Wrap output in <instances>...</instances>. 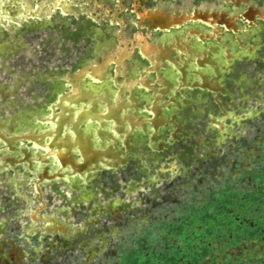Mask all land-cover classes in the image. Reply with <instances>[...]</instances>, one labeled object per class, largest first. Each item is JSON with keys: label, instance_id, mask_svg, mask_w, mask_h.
I'll return each instance as SVG.
<instances>
[{"label": "flooded vegetation", "instance_id": "1", "mask_svg": "<svg viewBox=\"0 0 264 264\" xmlns=\"http://www.w3.org/2000/svg\"><path fill=\"white\" fill-rule=\"evenodd\" d=\"M38 54L45 71L26 72L7 62L28 55L35 68ZM1 69H18L12 82L0 81V171L14 169L10 180L17 190L30 177L34 190H40L39 182L49 184L63 197L71 194L83 208L89 201L92 208L102 190L95 182L100 174L113 177L132 167L136 178L125 181V187L140 183L150 188L146 199L157 205V188L166 182L160 178L163 168L169 172L172 163L180 162L184 170L203 148L205 159L196 160L211 174L219 161L206 149L227 139L234 140L236 155L243 146L257 147L258 138L231 136L229 122L241 130V123L264 114L254 101L246 106L261 97L256 91L264 87V0H0ZM22 81L29 84L23 94L34 103L16 106L23 98ZM53 104L63 108L56 110L61 113L56 119L64 121L62 134L81 140L85 155L98 160L92 174H68L66 168L59 170L55 156V167L40 157L45 150L31 138L58 126L51 121L43 125ZM84 116L101 121L86 125ZM60 149L65 152L64 145ZM16 166H23L22 179L16 177ZM189 196L187 207L197 202ZM107 206L111 215L119 209L112 202ZM97 220L86 218L78 235L84 238L89 224L94 231ZM148 231L156 240L152 252L160 257L156 221L132 233L126 240L135 246L125 252ZM124 253L113 264H120Z\"/></svg>", "mask_w": 264, "mask_h": 264}, {"label": "rangeland", "instance_id": "2", "mask_svg": "<svg viewBox=\"0 0 264 264\" xmlns=\"http://www.w3.org/2000/svg\"><path fill=\"white\" fill-rule=\"evenodd\" d=\"M32 44L34 45V42ZM28 52L25 51L24 53ZM16 60L17 63L11 60L7 62H10L12 66H19L26 72L45 71L42 64L43 56L39 54L34 58L37 63L35 68L28 62V55L23 59L24 61H22V58ZM18 69L15 73H10L7 69H1L0 81L2 83L12 82L17 77ZM28 85L27 81L21 82L20 90L23 98L16 100V106H19L20 103L24 105L34 103L33 97L23 94ZM35 86L37 87V85ZM256 92L261 97L256 100H249L246 106H251L254 101L256 106H260L259 111H262L264 110V87H260ZM41 100L40 97L37 99L39 102ZM5 110L6 115L9 112L7 108ZM1 116H3V113H1ZM229 126H231L229 129L231 136H242L241 139L251 142L253 139L258 138L257 143L254 142L257 147L250 149L242 145L243 147L236 155L234 154L236 152L235 142H232L234 140L227 139L226 144L220 145L218 148L213 146L210 150L206 149L208 152L212 151L219 161L217 165L211 167V174L204 171L208 167L206 164L196 160L197 157L205 159L203 148L200 149L201 151L195 152L197 154L193 158L195 163L187 164L184 170L181 169L183 164L180 162L172 163V166L168 169L169 172L163 168L160 178L166 179V182H160V187L157 188L160 190V204L157 205H153V202L146 199L149 193L151 195L152 190L150 188L145 189L141 187L140 183H136V185L129 183V187H125V181L136 178L132 167L129 171L123 169L120 173L114 174L113 177L100 174L99 179L95 182L102 190H98L97 196L92 199V204H90L92 208H89V201L83 208L72 200L71 194L63 197L56 193L52 185L45 186L42 182L40 183L43 185V195L40 197L38 191L34 190V183L30 181V177H27L24 181L22 180L18 189L20 195H18L17 187L14 185L15 181H10L15 171L6 168L0 171V206L2 207L0 209V219L5 220V236L7 239H15L18 233L22 234L23 232L24 234L26 225L32 224V221H34L26 211L35 208L38 209V213L53 216L61 220L65 226L70 227L68 233L59 231L51 233L50 231L45 234L46 238L44 239H42L44 232L38 233V237L45 248L42 249L43 247H41L37 250V256L45 255L48 259L42 260L43 257H41V261L35 264H113L120 261V253H124L128 246H135V242L131 245V240L126 239L132 233H137L144 227L149 228L154 221L160 225L162 238H168L167 248L176 244L178 247L194 250L201 245V242L195 238V242L191 246L187 243L182 244L183 242L176 235L178 225L181 224V221H188V224L192 227L190 232H187L190 237V234L202 229L206 222H209L214 225L213 232L208 238L210 252L203 256L199 262L188 264H264V231H261V234H263L261 238L249 239L246 235L247 233L250 234L247 227H236L238 235L243 238L237 245L232 246L229 242V236L233 233L231 227L234 226V223H230V219L229 221L225 220L227 215L242 216L243 221L252 226L259 218H263L264 226V205L262 204L264 200V174L262 183L256 178L257 175L264 172V114L254 118L253 122L247 121L244 125L241 123V130L236 129L233 122H229ZM241 139L238 141H242ZM237 159L243 171L241 169L236 170L235 162ZM16 167L19 172L16 177L22 179L18 175L22 174L23 166ZM242 173L244 174L243 177H241ZM228 177H231V179L225 183L224 180ZM145 178L149 177L145 176ZM217 178L222 182L217 183ZM144 179H141L140 182ZM44 182L46 181L44 180ZM226 186L231 187V189L224 193ZM59 187L62 188L63 185L59 184ZM99 187L96 188L99 189ZM141 189H143V192H140ZM213 190L221 191V193H218V197L221 198L214 201ZM190 193L197 198V205L192 209L184 204V200L190 199ZM247 193L250 194V197H247ZM111 202L116 205L113 206L114 208H119L116 211V217L113 216L115 212L111 215L109 210H106L107 205ZM128 203H130L129 208ZM201 203H209L208 214H204L205 209L204 206H200ZM30 204L33 208H30ZM93 208H96L94 213L92 212ZM185 212H188L187 218ZM202 215H207V219L203 220ZM91 217L99 220L93 225L95 230L91 231L92 225L89 224L88 230L83 236L85 239L90 237V241H82L81 239L84 238L78 235L80 233L77 227L82 225L86 218ZM34 228H36V225ZM78 236L81 239L76 238ZM125 242L126 244H123ZM161 244L162 242L158 241L156 246L160 247ZM25 245L30 247L28 242ZM236 255H241V258L235 259ZM31 261L30 257L26 260V263L33 264ZM161 261H163V258ZM179 261H181V258Z\"/></svg>", "mask_w": 264, "mask_h": 264}, {"label": "trees", "instance_id": "3", "mask_svg": "<svg viewBox=\"0 0 264 264\" xmlns=\"http://www.w3.org/2000/svg\"><path fill=\"white\" fill-rule=\"evenodd\" d=\"M261 175H257V180H259L260 183L263 182V174L264 172L260 173ZM260 176V177H259ZM230 190L231 187L227 186L224 189V193ZM262 189V187H261ZM223 192V190H222ZM218 193H221V191L217 190L214 191V201L217 200ZM230 193V192H229ZM247 197H250V194H246ZM254 196V195H253ZM212 203V202H211ZM214 203V202H213ZM262 204L264 205V200L262 201ZM197 205V202L195 201L193 204H190L191 209ZM200 205V204H198ZM200 206H204L205 212L204 214H208L209 210V203L203 204L201 203ZM189 207V208H190ZM190 211V210H189ZM186 213V218L188 215V212ZM203 220L207 219V215H202ZM262 217V215H260ZM230 219V221H229ZM216 221V218L214 219ZM225 220H228L230 223H234V226L231 227V231L233 232L229 236V242L232 246L237 245L239 242H241L242 238L240 235H238V232L236 231V227L244 228L247 227L250 234L247 233V237L249 239L254 238H261L263 234H261V231H264L263 226V218H259L257 222H255V225L252 224L250 226L249 223H246L243 221L242 216L235 217L232 215H227ZM225 222V221H224ZM181 224L178 225V228L176 229V235L180 238V240L183 242L182 244H190L191 246L193 242H195V238L198 239V241L201 242V245L197 249H186L182 247H178V245H170V248L166 247V242L168 238H162V234L160 233V241L162 244L160 245V257L157 254V252L153 253L152 247H154V243L156 240L152 238V231L146 232L143 236L139 237V239L136 242V247L133 249L128 250L125 252L121 258L122 262L120 264H188V263H197L201 260V258L205 255H207L210 252V243H209V236L213 232V223L206 222V224L202 227V229L194 231L193 234L189 235L187 232H190L191 225L187 222L181 221ZM172 227L170 228V230ZM252 230L253 232H251ZM192 242V243H191ZM163 258V261L161 259ZM181 258V261H179ZM241 255H236L235 259H240ZM264 261V260H263Z\"/></svg>", "mask_w": 264, "mask_h": 264}, {"label": "water", "instance_id": "4", "mask_svg": "<svg viewBox=\"0 0 264 264\" xmlns=\"http://www.w3.org/2000/svg\"><path fill=\"white\" fill-rule=\"evenodd\" d=\"M76 105L78 106L80 105L79 101H76ZM57 109H60V111L63 110L61 104L58 105L53 104L50 106L52 115L51 117L44 120L45 122L43 123V125L46 126V122L51 121L58 123L57 124L58 126L51 130L45 131V133H42V135L40 134L39 136L32 137L31 139L33 140L35 138L34 140L35 142H37L35 143V145L46 148L50 150L52 153H54L53 156H56L57 161H59L60 164L58 168H60L61 171L63 170V168H66V172H68V174L71 173L74 174L75 176L77 175L83 176L85 172L89 173V175L92 174V172L96 171L97 168L100 166L98 165V160L96 158L90 159L85 155V150L83 149L84 143L81 142V140L78 141L77 138L75 137L72 136L67 137V135L62 134L63 133L62 126L64 124V121L62 122L61 120L56 119L57 115L61 116V113L56 111ZM94 120L101 121L100 118L94 119V117L92 116H84L81 119L82 123L86 125L92 124ZM61 136L63 139L60 138ZM23 140L25 141V139ZM63 145L65 152L60 149L62 148ZM42 153L39 154L40 157L46 156V160L50 162L52 167L53 166L55 167L56 159L53 156H49L48 151H42ZM62 172L57 174H62Z\"/></svg>", "mask_w": 264, "mask_h": 264}, {"label": "crops", "instance_id": "5", "mask_svg": "<svg viewBox=\"0 0 264 264\" xmlns=\"http://www.w3.org/2000/svg\"><path fill=\"white\" fill-rule=\"evenodd\" d=\"M238 164L235 167L236 170L240 169L241 167ZM20 185H18V189L20 188ZM42 186L43 185H40V190L37 188L35 189V191H38L40 197H42L43 195ZM17 194L20 195L19 190ZM41 202L42 204H44L43 201ZM1 208L2 207L0 206V209ZM30 208H33L31 204ZM37 210L38 209L33 208L30 209V211H26V213L30 214L32 220L34 221H32V224L26 225L24 234L23 232L22 234L18 233L15 239L6 238L5 220L0 219V264H27L26 260L30 257L32 260L31 262H33V264L41 261V257H43L42 260H45L47 258L45 257V255L37 256V250H39L41 247H43L42 249L45 248L42 245L40 238L38 237V233L44 232V234L42 235V239H44L46 238L45 234L50 231L51 233L53 231H59L64 233H68L70 231V227L65 226L61 220H58L48 214H40ZM2 221L3 223H1ZM42 221L45 222L42 223ZM35 225L36 228H34ZM26 242L30 244V247H28V245H25Z\"/></svg>", "mask_w": 264, "mask_h": 264}, {"label": "bare ground", "instance_id": "6", "mask_svg": "<svg viewBox=\"0 0 264 264\" xmlns=\"http://www.w3.org/2000/svg\"><path fill=\"white\" fill-rule=\"evenodd\" d=\"M42 148H43V147H42ZM43 149H44L45 151H48V154H49V155H52V156H53L54 153H52L50 150H48V149H46V148H43ZM55 157H56V156H55ZM36 159H37V158H36ZM36 159H35V160H36ZM61 168H62V166H61ZM59 170H60V168H59ZM59 170H58V172H59ZM88 175H89V173H88ZM65 185H66V186H65V187H66L65 189L67 190V193H69V191H70V186L68 185V181H67V180H65Z\"/></svg>", "mask_w": 264, "mask_h": 264}]
</instances>
